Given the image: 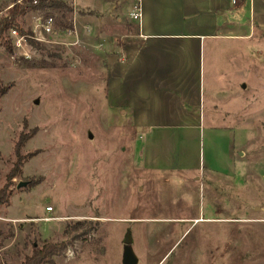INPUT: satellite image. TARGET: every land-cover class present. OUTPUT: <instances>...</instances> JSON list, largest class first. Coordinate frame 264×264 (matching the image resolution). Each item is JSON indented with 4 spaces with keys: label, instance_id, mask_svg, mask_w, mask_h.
<instances>
[{
    "label": "rangeland",
    "instance_id": "374dc122",
    "mask_svg": "<svg viewBox=\"0 0 264 264\" xmlns=\"http://www.w3.org/2000/svg\"><path fill=\"white\" fill-rule=\"evenodd\" d=\"M133 2L118 8L123 21ZM13 3L0 0V17ZM234 3L162 1L146 14L160 31L219 36L191 54V90H175L197 103L193 134L169 160L160 152L170 139L146 148L140 134L157 135L158 124L182 133L185 121L135 128L109 99L106 47L132 27L116 21L118 0H77V44L74 5L65 19L50 9L19 18L32 32L35 15H54L57 43L18 49L9 33L12 47L0 42V188L27 137L0 207V264H22L47 242L63 245L47 264H123L128 233L136 264H264V7Z\"/></svg>",
    "mask_w": 264,
    "mask_h": 264
},
{
    "label": "crops",
    "instance_id": "0c3cea01",
    "mask_svg": "<svg viewBox=\"0 0 264 264\" xmlns=\"http://www.w3.org/2000/svg\"><path fill=\"white\" fill-rule=\"evenodd\" d=\"M122 1L118 0V4L113 6V9L120 12V16L116 21L118 24L127 23L132 27L127 30L124 29L125 32L120 34L118 40L114 37L117 40L114 42V46L106 45L110 102L114 108L119 109V111L122 110L124 114L130 116V121L133 122L132 127L135 128L139 127L140 122L146 120L156 122L170 121V119L185 121L183 122L182 133H170V130L167 131L168 128L164 124H158L155 126L159 129L157 135L149 137L145 133L140 134V138L146 140V148L149 147L150 140L159 141L162 139L161 142H163L170 139L175 147H173V150L167 147L166 150L163 149V152L159 151L161 159L169 160L171 153H173V156H181V145L187 144L193 134L191 124L186 122L191 121L194 117L191 106L197 103L192 102L191 95L188 92L191 90L190 86L194 83L191 70V54H194V50L201 47L202 42H205L208 37L215 40L219 36L217 34L195 32L160 31L159 27L163 25L161 21L157 19L156 22L153 21L151 24L146 21L147 12L149 16L150 10L158 9L162 1L193 4L195 0H143L144 15L141 26L131 22L128 16L126 21H123V14L118 9L122 5ZM211 1L213 10H226L230 0ZM231 1L232 3L235 2L234 4L243 6V3L247 0ZM225 3L227 6H225ZM259 4L263 10L264 0H259ZM98 20L104 23V27L109 25L107 17H101ZM261 24L264 25V22H261ZM224 36L236 38L240 35L228 34ZM176 41L178 43L172 45V42ZM210 53L213 55L212 52ZM178 89H184L185 91L188 89V91L186 94H180L175 91ZM163 92L173 93L174 98L172 101L170 99L167 102L163 98ZM235 95L238 96L239 93ZM152 98L157 99V102L152 103ZM149 131L150 128L144 125L143 132ZM159 146H161V143ZM186 165L191 166L189 162ZM163 166L170 167L167 163Z\"/></svg>",
    "mask_w": 264,
    "mask_h": 264
},
{
    "label": "trees",
    "instance_id": "16d2710c",
    "mask_svg": "<svg viewBox=\"0 0 264 264\" xmlns=\"http://www.w3.org/2000/svg\"><path fill=\"white\" fill-rule=\"evenodd\" d=\"M34 0H15V3L7 10V13L0 17V42L9 43L6 40V36L9 30L12 28H17L22 34H31V30H24L20 27L19 18L26 15L28 11H38V10H54L61 13V16L65 19L68 12L73 10L72 5L69 1L64 0H38L36 4L33 3ZM64 29H68L69 25L63 23ZM29 42L35 46L43 48V45L34 39L29 38ZM27 137L22 133L15 147V152L17 155V161L7 176V183L0 188V207L9 204L11 191L9 190V182L12 178L16 177L20 172V168L24 163V157L21 155L22 147L24 146ZM2 231L0 229V235ZM61 244L57 243H45L43 246L35 245L33 247V252L31 255L26 256L22 264H47L52 262V257L62 249Z\"/></svg>",
    "mask_w": 264,
    "mask_h": 264
},
{
    "label": "built area",
    "instance_id": "2783aa9c",
    "mask_svg": "<svg viewBox=\"0 0 264 264\" xmlns=\"http://www.w3.org/2000/svg\"><path fill=\"white\" fill-rule=\"evenodd\" d=\"M38 0H34L33 3L36 4ZM69 1L73 7L74 5V12H73V22L74 28L70 29V34L76 35V42L75 44L80 42L77 23L79 21L78 14L76 11L77 0H64ZM128 19L141 26L143 21L144 15V7H143V0H134L129 11L127 13ZM55 17L52 14H43L39 13L34 17V25L31 34H22L17 28H12L9 30V35L13 39V43L15 47L19 48H28L30 51L31 48L34 46L29 42V38L34 39L35 41L41 44H56L55 41ZM65 44V43H64ZM33 46V47H32ZM35 50V48H33ZM23 56L29 57V53L24 50Z\"/></svg>",
    "mask_w": 264,
    "mask_h": 264
},
{
    "label": "water",
    "instance_id": "95a60500",
    "mask_svg": "<svg viewBox=\"0 0 264 264\" xmlns=\"http://www.w3.org/2000/svg\"><path fill=\"white\" fill-rule=\"evenodd\" d=\"M27 182H20L18 184V187L25 186ZM132 242L133 239L131 237V234H127L126 238L124 240L125 244V251L123 256V264H136L137 263V257L135 256L133 250H132Z\"/></svg>",
    "mask_w": 264,
    "mask_h": 264
}]
</instances>
